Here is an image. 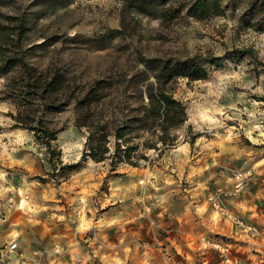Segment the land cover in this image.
<instances>
[{
	"label": "rangeland",
	"instance_id": "374dc122",
	"mask_svg": "<svg viewBox=\"0 0 264 264\" xmlns=\"http://www.w3.org/2000/svg\"><path fill=\"white\" fill-rule=\"evenodd\" d=\"M247 4L163 22L123 0H0V22L25 18L39 70L60 69L77 95L98 79L115 84L96 107L109 121L121 102L133 101L127 79L142 67L141 56L222 57L206 64V79L170 85L188 120L173 147H141L149 158L137 167L82 160L86 131L75 126L71 104L44 116L59 130L52 176L34 133L13 126L16 103L0 98V215L8 242L21 239L24 254L39 229L53 227L68 241L49 246L46 239L19 264H264V29L243 18ZM58 159L82 161L68 171Z\"/></svg>",
	"mask_w": 264,
	"mask_h": 264
},
{
	"label": "trees",
	"instance_id": "16d2710c",
	"mask_svg": "<svg viewBox=\"0 0 264 264\" xmlns=\"http://www.w3.org/2000/svg\"><path fill=\"white\" fill-rule=\"evenodd\" d=\"M126 6L139 14L170 21L182 16L203 20L224 15L236 0H123ZM225 1V2H224ZM224 2V3H223ZM243 18L257 28L264 29V0H247ZM0 22V77L5 78L0 89L1 99L16 103V111L10 112L13 126L34 133L35 140L48 154L57 177L54 157L59 155L54 144L58 129L51 128L44 116L60 112L73 104L75 126L86 131L82 160L108 161L111 170L121 164L137 167L138 159H148L140 148L162 153L173 147L179 135L177 131L188 120V106L175 97L170 85L178 78L190 81L208 77V65H215L222 57H206L202 63L195 57H151L141 56L137 68L128 77L133 101L124 100L116 110V119L109 121L98 115L96 107L108 96L115 84L98 79L76 94L69 77L60 69L39 70L31 62L25 18L7 17ZM15 22V23H14ZM255 22V23H253ZM245 54L244 50H235ZM153 79L151 82H147ZM143 140L135 143V139ZM192 141V139L190 140ZM81 160V161H82ZM80 161V162H81ZM61 169L72 171L80 162L62 164Z\"/></svg>",
	"mask_w": 264,
	"mask_h": 264
},
{
	"label": "crops",
	"instance_id": "0c3cea01",
	"mask_svg": "<svg viewBox=\"0 0 264 264\" xmlns=\"http://www.w3.org/2000/svg\"><path fill=\"white\" fill-rule=\"evenodd\" d=\"M57 229L53 227L52 229H48V231H44L42 229H39L36 234H34L33 240H31L32 243L27 241V244L24 245L25 252L24 254L19 252V249L21 248L20 241H16L18 243V248L15 250H10L8 242V235H9V224L7 223L6 219L3 218V216L0 215V264H19V258L27 257L29 256V253L32 249L34 250H41L42 246H44L45 240L49 239V243L47 242L46 245L52 244L54 246H57V243H64L66 244L68 241L66 239L67 234L61 233L60 231H56ZM63 234V238H59L60 235ZM49 235V236H47ZM48 237V238H47ZM61 245V244H60ZM53 247V246H52ZM10 252V257L4 255V252ZM6 256V257H5Z\"/></svg>",
	"mask_w": 264,
	"mask_h": 264
},
{
	"label": "built area",
	"instance_id": "2783aa9c",
	"mask_svg": "<svg viewBox=\"0 0 264 264\" xmlns=\"http://www.w3.org/2000/svg\"><path fill=\"white\" fill-rule=\"evenodd\" d=\"M237 178L239 179V182L237 183L236 188H237V191H239L241 189L242 185H243L241 174ZM214 204H215L216 207H218L220 205V200L217 197L214 200ZM17 248H18V243L17 242H13V243H11L9 245V249L10 250H15Z\"/></svg>",
	"mask_w": 264,
	"mask_h": 264
}]
</instances>
